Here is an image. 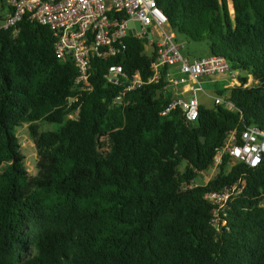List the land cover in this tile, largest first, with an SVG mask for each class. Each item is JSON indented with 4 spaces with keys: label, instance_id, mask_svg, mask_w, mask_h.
I'll return each instance as SVG.
<instances>
[{
    "label": "trees",
    "instance_id": "obj_1",
    "mask_svg": "<svg viewBox=\"0 0 264 264\" xmlns=\"http://www.w3.org/2000/svg\"><path fill=\"white\" fill-rule=\"evenodd\" d=\"M156 2L175 32L242 73L215 92L234 108L200 103L195 121L179 107L162 115L174 98L164 72L116 99L127 82H109L108 66L120 64L126 78L151 72L154 52L135 36L117 56L93 58L92 88L67 107L78 93L72 59L27 16L3 28L10 8L0 0V264H264V164L226 154L196 183L232 130L264 128V0ZM40 121L59 128L38 131ZM24 125L41 177L20 152ZM237 181L242 191L214 224L205 192Z\"/></svg>",
    "mask_w": 264,
    "mask_h": 264
},
{
    "label": "built area",
    "instance_id": "obj_2",
    "mask_svg": "<svg viewBox=\"0 0 264 264\" xmlns=\"http://www.w3.org/2000/svg\"><path fill=\"white\" fill-rule=\"evenodd\" d=\"M10 8L5 18L3 28L12 27L14 30L24 16L40 24L47 25L53 32L54 51L60 58L70 57L77 70L74 80L77 95L67 99L69 107L78 101L80 90H90L91 62L95 57L117 56L125 48L127 36H135L146 40L145 46L154 52L149 74L135 71L129 78L120 64H111L107 68L105 78L112 83H119L121 78L126 79L121 97L128 90L141 87L145 84L157 83L163 72L167 78L166 90L170 85H179L187 81L193 82L189 97H174L162 115L179 107L190 121L198 117V94H207L201 87V77L216 74H227L233 85L237 83L238 74L230 70L224 57L205 56L189 60L174 40V34L166 15L158 7L156 0H4ZM135 22H139L140 29H136ZM166 26L169 29H166ZM131 31V34H130ZM150 52V53H151ZM178 65V73L172 74L170 67ZM169 82V83H168ZM232 85V86H233ZM213 105L223 104L229 109L234 108L231 101L218 94L210 95ZM79 106L68 113V118L78 116ZM229 155L232 161H239L255 167L264 164V128L249 125L239 134L232 130L224 144L214 156L211 167L217 169L222 162L223 155ZM243 189L242 182L237 181L226 185L220 190L205 192L204 197L214 207L212 221H219V213L223 212L228 204Z\"/></svg>",
    "mask_w": 264,
    "mask_h": 264
},
{
    "label": "rangeland",
    "instance_id": "obj_3",
    "mask_svg": "<svg viewBox=\"0 0 264 264\" xmlns=\"http://www.w3.org/2000/svg\"><path fill=\"white\" fill-rule=\"evenodd\" d=\"M229 10L232 11V7L229 4ZM3 7L0 5V15H3ZM166 29H169L168 26H166ZM174 40L178 45L180 46V51L184 56H187L189 60L192 59V57H200L208 54V46L206 42H196L192 41L189 38L185 37L182 34L175 33L174 35ZM145 52L146 54H149L151 52L150 47L145 46ZM238 76L241 75L242 73L240 71H237ZM219 75V76H217ZM223 76L225 74H216L213 76L209 77H204L202 79V82L200 83L202 89L206 92H208L211 95L215 94V89L216 88H230L232 86H224L221 81L217 80L220 76ZM217 78V79H216ZM215 80V81H213ZM213 81V82H212ZM209 99V98H208ZM210 103L212 104V100L209 99ZM37 130L38 131H46V130H55L59 128L58 124H53V123H47V122H37L36 123ZM17 136L20 140V152L23 154L25 158V166L27 168V171L29 175L32 178L35 177H41V170L37 166V159L38 156L35 151V145L34 141L29 134V129L27 125H24L21 128L16 129ZM184 162H182L181 168H183ZM218 171L217 169H214L213 167H209L207 170L199 173V175L196 177V183L197 184H204L207 182V180L213 176L216 172Z\"/></svg>",
    "mask_w": 264,
    "mask_h": 264
},
{
    "label": "crops",
    "instance_id": "obj_4",
    "mask_svg": "<svg viewBox=\"0 0 264 264\" xmlns=\"http://www.w3.org/2000/svg\"><path fill=\"white\" fill-rule=\"evenodd\" d=\"M170 31L175 35L176 32H175V30L172 27H170ZM208 55H209V49H208V54L204 55V56H208ZM185 57H187V56H185ZM200 57H203V56H200ZM197 58H199V57H192L191 60H194V59H197ZM178 69H179L178 65H174V66L170 67V71H171L172 74L178 73ZM217 76H219V75H217ZM203 78L204 77L200 78L201 82H202ZM217 80L221 81L222 84L224 86H226V87L233 85L232 79L229 78L227 74H225L223 76L221 75ZM213 81H215V80H213ZM169 85L170 86L168 87V90H170L173 93L174 97H178V96L189 97L191 95L190 88L193 86V82L187 81L186 83H181L179 85H174V84H169ZM216 89H215V92H216ZM206 93L207 94H204V93L200 92L198 94V99H199L200 103L206 104L207 106H213V102L211 104L210 101H209L211 94H209L208 92H206Z\"/></svg>",
    "mask_w": 264,
    "mask_h": 264
},
{
    "label": "water",
    "instance_id": "obj_5",
    "mask_svg": "<svg viewBox=\"0 0 264 264\" xmlns=\"http://www.w3.org/2000/svg\"><path fill=\"white\" fill-rule=\"evenodd\" d=\"M135 24H136V29L139 30L140 27H141L140 24H139V22H135ZM130 34H131V31H130Z\"/></svg>",
    "mask_w": 264,
    "mask_h": 264
}]
</instances>
